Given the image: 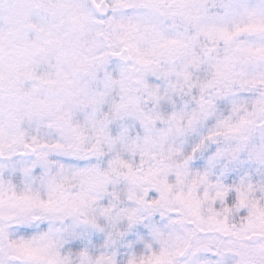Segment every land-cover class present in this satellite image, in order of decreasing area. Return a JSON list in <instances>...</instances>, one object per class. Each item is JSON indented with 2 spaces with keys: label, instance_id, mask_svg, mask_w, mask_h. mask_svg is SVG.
<instances>
[{
  "label": "snow or ice",
  "instance_id": "1",
  "mask_svg": "<svg viewBox=\"0 0 264 264\" xmlns=\"http://www.w3.org/2000/svg\"><path fill=\"white\" fill-rule=\"evenodd\" d=\"M0 264H264V0H0Z\"/></svg>",
  "mask_w": 264,
  "mask_h": 264
}]
</instances>
